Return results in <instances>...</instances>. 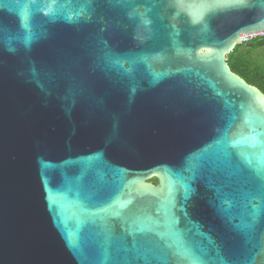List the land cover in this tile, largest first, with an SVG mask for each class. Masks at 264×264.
Instances as JSON below:
<instances>
[{
    "label": "water",
    "instance_id": "obj_1",
    "mask_svg": "<svg viewBox=\"0 0 264 264\" xmlns=\"http://www.w3.org/2000/svg\"><path fill=\"white\" fill-rule=\"evenodd\" d=\"M182 4L0 0V264H264V0Z\"/></svg>",
    "mask_w": 264,
    "mask_h": 264
},
{
    "label": "trees",
    "instance_id": "obj_2",
    "mask_svg": "<svg viewBox=\"0 0 264 264\" xmlns=\"http://www.w3.org/2000/svg\"><path fill=\"white\" fill-rule=\"evenodd\" d=\"M228 64L232 72L264 94V38H256L236 46L228 54ZM150 181L158 183L156 177Z\"/></svg>",
    "mask_w": 264,
    "mask_h": 264
},
{
    "label": "snow or ice",
    "instance_id": "obj_3",
    "mask_svg": "<svg viewBox=\"0 0 264 264\" xmlns=\"http://www.w3.org/2000/svg\"><path fill=\"white\" fill-rule=\"evenodd\" d=\"M178 6L183 7L182 0H176ZM234 3L239 6H246L247 0H234ZM47 15V13H45Z\"/></svg>",
    "mask_w": 264,
    "mask_h": 264
},
{
    "label": "built area",
    "instance_id": "obj_4",
    "mask_svg": "<svg viewBox=\"0 0 264 264\" xmlns=\"http://www.w3.org/2000/svg\"><path fill=\"white\" fill-rule=\"evenodd\" d=\"M256 38H264V36H255V37H251V38H248V39H246V40H243L242 42H243V43H246V42H249V41H251V40H253V39H256Z\"/></svg>",
    "mask_w": 264,
    "mask_h": 264
},
{
    "label": "clouds",
    "instance_id": "obj_5",
    "mask_svg": "<svg viewBox=\"0 0 264 264\" xmlns=\"http://www.w3.org/2000/svg\"><path fill=\"white\" fill-rule=\"evenodd\" d=\"M192 22H193V23H197L198 21H197V20H195V19H193V20H192Z\"/></svg>",
    "mask_w": 264,
    "mask_h": 264
},
{
    "label": "flooded vegetation",
    "instance_id": "obj_6",
    "mask_svg": "<svg viewBox=\"0 0 264 264\" xmlns=\"http://www.w3.org/2000/svg\"><path fill=\"white\" fill-rule=\"evenodd\" d=\"M150 182H152V181H150ZM152 183H154V182H152ZM154 184H156V183H154ZM158 184V183H157Z\"/></svg>",
    "mask_w": 264,
    "mask_h": 264
}]
</instances>
